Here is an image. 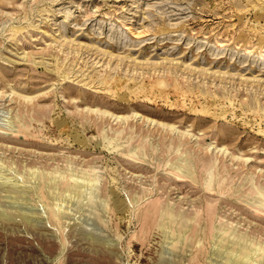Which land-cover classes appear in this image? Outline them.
<instances>
[{
    "label": "rangeland",
    "instance_id": "obj_1",
    "mask_svg": "<svg viewBox=\"0 0 264 264\" xmlns=\"http://www.w3.org/2000/svg\"><path fill=\"white\" fill-rule=\"evenodd\" d=\"M0 264H264V0H0Z\"/></svg>",
    "mask_w": 264,
    "mask_h": 264
},
{
    "label": "bare ground",
    "instance_id": "obj_2",
    "mask_svg": "<svg viewBox=\"0 0 264 264\" xmlns=\"http://www.w3.org/2000/svg\"><path fill=\"white\" fill-rule=\"evenodd\" d=\"M163 85H165V84H163ZM119 116H120V115H119ZM132 155H133V154H132ZM179 171H180V170H179ZM176 177H177V176H176ZM6 180H7V179H6ZM175 180H176V179H175ZM21 181H22V180H21ZM22 186H23V185H22ZM56 186H57V185H56ZM70 186H71V185H70ZM72 187H73V186H72ZM75 187H76V186H75ZM70 188H71V187H70ZM73 188H74V187H73ZM76 188H77V187H76ZM76 188H75V189H76ZM78 188H79V187H78ZM206 188H207V187H206ZM36 189H37V188H36ZM203 189H204V188H203ZM90 200H91V199H90ZM255 200H256V199H255ZM57 201H58V200H57ZM6 214H7V213H6ZM174 214H175V213H174ZM167 217H168V216H167ZM164 219H165V218H164ZM164 219H163V220H164ZM167 219H168V218H167ZM159 220H160V219H159ZM161 220H162V219H161ZM163 220H162V221H163ZM174 220H175V217H174ZM174 220H173V221H174ZM164 221H165V220H164ZM164 223H165V222H164ZM169 223H170V222H169ZM171 224H172V222H171ZM161 225H162V224H161ZM168 226H169V225H168ZM182 228H183V227H182ZM214 235H215V234H214ZM218 235H219V234H218ZM220 237H221V236H220ZM218 239H219V237H218ZM221 239H222V238H221ZM219 240H220V239H219ZM213 241H214V240H213ZM216 241H217V240H216ZM214 242H215V241H214ZM219 242H220V241H219ZM235 242H236V241H235ZM216 243H217V242H216ZM216 243H215V244H216ZM242 243H243V242H242ZM216 247H217V246H216ZM227 247H228V246H227ZM237 249H238V248H237ZM237 249H236V250H237ZM241 250H242V249H241ZM224 251H226V249H225ZM234 252H235V251H234ZM238 252H239V251H238ZM255 252H256V251H255ZM221 253H222V252H221ZM239 253H240V252H239ZM218 256H219V255H218ZM238 256H239V255H238ZM248 256H249V255H248ZM250 257H251V256H250ZM244 258H245V257H244ZM257 258H258V257H257ZM231 259H232V258H231ZM248 260H249V259H248ZM231 261H232V260H231ZM250 262H251V261H250Z\"/></svg>",
    "mask_w": 264,
    "mask_h": 264
}]
</instances>
